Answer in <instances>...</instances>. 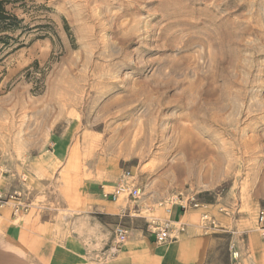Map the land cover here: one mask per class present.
<instances>
[{
	"label": "rangeland",
	"instance_id": "rangeland-1",
	"mask_svg": "<svg viewBox=\"0 0 264 264\" xmlns=\"http://www.w3.org/2000/svg\"><path fill=\"white\" fill-rule=\"evenodd\" d=\"M8 9L21 29L0 54V192L20 194V216L81 208V186L98 178L140 188L137 199L121 195L126 208L195 197L258 226L264 0H19ZM52 136L66 143L57 166L45 157Z\"/></svg>",
	"mask_w": 264,
	"mask_h": 264
},
{
	"label": "crops",
	"instance_id": "crops-1",
	"mask_svg": "<svg viewBox=\"0 0 264 264\" xmlns=\"http://www.w3.org/2000/svg\"><path fill=\"white\" fill-rule=\"evenodd\" d=\"M65 144L52 138L45 154L49 165L57 166L66 155ZM38 161L41 165V158ZM116 187L117 180L83 183L81 208H31L22 216L4 208L0 264H264V233L255 222L245 226L230 209L225 213L227 208L200 199L205 209L185 200L165 207L126 208L123 197L113 201ZM33 211L61 215L56 221L42 220L32 216ZM206 212L214 224L203 221ZM166 223L172 239L161 244L155 232ZM119 225L129 230V237L116 250L114 230Z\"/></svg>",
	"mask_w": 264,
	"mask_h": 264
},
{
	"label": "built area",
	"instance_id": "built-area-1",
	"mask_svg": "<svg viewBox=\"0 0 264 264\" xmlns=\"http://www.w3.org/2000/svg\"><path fill=\"white\" fill-rule=\"evenodd\" d=\"M129 176V175H128ZM127 176V177H128ZM125 192H129V196L132 197L133 199H137L140 196L141 190L134 184H129V183H121L120 185L117 186L114 194H113V201H117L122 194ZM20 194L19 193H14L12 195H5L0 192V211L2 210L3 207H5L8 204H14L13 212L15 215H20L23 212L27 211V208H25V205L20 202ZM187 202L190 204L195 209H205L207 206L201 203L197 198L193 197ZM203 221H210L211 223L214 224V220H212L209 217L208 212L204 213L202 217ZM258 226L260 230L264 233V208L260 210L259 215H258ZM170 223H166L163 227H160L156 232H155V237L158 243L165 244L171 241V233H170ZM114 235H115V249L118 250L122 244H124L128 237H129V230L123 226L119 225L116 227L114 230Z\"/></svg>",
	"mask_w": 264,
	"mask_h": 264
},
{
	"label": "trees",
	"instance_id": "trees-1",
	"mask_svg": "<svg viewBox=\"0 0 264 264\" xmlns=\"http://www.w3.org/2000/svg\"><path fill=\"white\" fill-rule=\"evenodd\" d=\"M19 0H0V54L4 49L13 46L16 42L12 34L21 29L18 16L8 8L16 5Z\"/></svg>",
	"mask_w": 264,
	"mask_h": 264
},
{
	"label": "bare ground",
	"instance_id": "bare-ground-1",
	"mask_svg": "<svg viewBox=\"0 0 264 264\" xmlns=\"http://www.w3.org/2000/svg\"><path fill=\"white\" fill-rule=\"evenodd\" d=\"M226 110V109H225ZM192 169V168H191ZM123 195V194H122ZM120 198H122V196H120ZM4 208V207H3ZM3 208H2V210H3Z\"/></svg>",
	"mask_w": 264,
	"mask_h": 264
}]
</instances>
